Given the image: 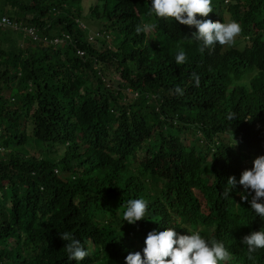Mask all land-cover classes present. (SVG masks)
<instances>
[{"label": "trees", "instance_id": "obj_1", "mask_svg": "<svg viewBox=\"0 0 264 264\" xmlns=\"http://www.w3.org/2000/svg\"><path fill=\"white\" fill-rule=\"evenodd\" d=\"M150 5L0 0V264H77L66 231L91 250L79 264H125L158 227L231 229L238 243L244 227H264L241 185L221 196L264 155V0H212L208 16L242 31L203 52L194 26ZM142 24L155 27L137 34ZM138 198L145 219L123 222Z\"/></svg>", "mask_w": 264, "mask_h": 264}, {"label": "clouds", "instance_id": "obj_2", "mask_svg": "<svg viewBox=\"0 0 264 264\" xmlns=\"http://www.w3.org/2000/svg\"><path fill=\"white\" fill-rule=\"evenodd\" d=\"M213 11L212 0H151L150 15L157 18L175 19L180 24L189 27L194 26L196 31L192 33L191 40L197 42L200 51L213 49L217 44L230 45L235 43L236 37L242 28L239 22L214 21L208 16ZM204 19H199L197 17ZM155 25H140L136 28L137 34L150 31ZM186 51L181 48L176 56L175 63L182 65L187 60ZM196 86L200 85V76L192 73ZM176 94L183 95L184 90L176 87ZM228 119L235 120L237 117L230 113ZM235 143L230 145H236ZM242 186V191L237 194L241 202L247 203L254 213V218L264 220V155H260L253 161V167L244 170L239 180L231 176L224 186L221 196L226 201H233L230 193L237 187ZM241 205V203H237ZM149 201L144 198L131 199L128 201L123 213V222L136 224L145 219ZM233 214L236 209L233 208ZM238 237L241 243L232 241L234 230L223 232V235L205 236L199 229H187V234H180L175 227H158L150 231L145 238V246L140 251L130 252L125 257V264H264L260 260L257 250L264 249V227H253ZM61 239L67 242L66 251L68 261L73 259L79 264L91 255V250L86 248L79 239L71 232H60ZM262 252V251H261Z\"/></svg>", "mask_w": 264, "mask_h": 264}, {"label": "rangeland", "instance_id": "obj_3", "mask_svg": "<svg viewBox=\"0 0 264 264\" xmlns=\"http://www.w3.org/2000/svg\"><path fill=\"white\" fill-rule=\"evenodd\" d=\"M90 11H91V10L89 9V6H87L85 12H89V13H90ZM96 25H97V22H96L95 20H93V21H91L89 24H87V26H93V27H90L91 30H92V32H93L94 30H96V28H97ZM10 35H12V33H11ZM10 37L13 38V41H16L18 44L20 43L22 46H27V45H28V42H27L26 39H25V40H23V39H19L18 36L15 35V34H13V35L10 36ZM5 39H6V40H5ZM5 39L3 40V41H5V45H6V46H10V45H11V42H9L7 38H5ZM10 41H11V40H10ZM111 75L113 76V78L116 76V74H114V73H111ZM197 194L200 195L198 192H197Z\"/></svg>", "mask_w": 264, "mask_h": 264}]
</instances>
